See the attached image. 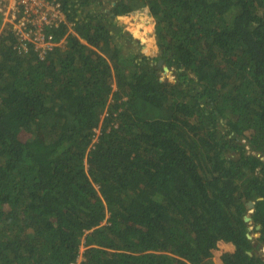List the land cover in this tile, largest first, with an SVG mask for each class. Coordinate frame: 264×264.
Wrapping results in <instances>:
<instances>
[{
  "label": "trees",
  "instance_id": "trees-1",
  "mask_svg": "<svg viewBox=\"0 0 264 264\" xmlns=\"http://www.w3.org/2000/svg\"><path fill=\"white\" fill-rule=\"evenodd\" d=\"M58 1L44 57L0 12V264H264V0Z\"/></svg>",
  "mask_w": 264,
  "mask_h": 264
},
{
  "label": "built area",
  "instance_id": "built-area-1",
  "mask_svg": "<svg viewBox=\"0 0 264 264\" xmlns=\"http://www.w3.org/2000/svg\"><path fill=\"white\" fill-rule=\"evenodd\" d=\"M0 12L3 25L11 27L18 36L19 50L33 47L38 56L44 57L55 46L67 42L66 36L57 41L54 33L48 31L66 20L58 0H0Z\"/></svg>",
  "mask_w": 264,
  "mask_h": 264
},
{
  "label": "rangeland",
  "instance_id": "rangeland-1",
  "mask_svg": "<svg viewBox=\"0 0 264 264\" xmlns=\"http://www.w3.org/2000/svg\"><path fill=\"white\" fill-rule=\"evenodd\" d=\"M136 10L133 13L132 17H129V12L120 15L119 16V22L125 26V28L129 31H131L135 37V45H137L138 48L142 52H144L147 55H153L158 52V47L156 44V38H155V32H154V26L155 22L152 17L149 16V13L147 11H142L140 8H135ZM146 25H150V32L149 27ZM66 36V35H65ZM163 65V64H162ZM161 65V66H162ZM168 74L169 76L173 77L170 71L163 72V75ZM259 233L254 232L253 236L257 237ZM222 249H228L229 246L223 245ZM259 255L264 259V244L260 245V248L258 249Z\"/></svg>",
  "mask_w": 264,
  "mask_h": 264
},
{
  "label": "water",
  "instance_id": "water-1",
  "mask_svg": "<svg viewBox=\"0 0 264 264\" xmlns=\"http://www.w3.org/2000/svg\"><path fill=\"white\" fill-rule=\"evenodd\" d=\"M163 63V61L162 60H160L159 61V64H162ZM164 71L165 72H168L169 71V68H168V66H164ZM248 207L249 208H252L253 209V207H254V202L252 201V200H250L249 202H248ZM245 220H247V221H250L251 220V217L249 216V215H245ZM260 228V226L259 225H257V229H259ZM250 236V235H249Z\"/></svg>",
  "mask_w": 264,
  "mask_h": 264
},
{
  "label": "bare ground",
  "instance_id": "bare-ground-1",
  "mask_svg": "<svg viewBox=\"0 0 264 264\" xmlns=\"http://www.w3.org/2000/svg\"><path fill=\"white\" fill-rule=\"evenodd\" d=\"M146 26L149 27V25H146ZM150 30H152V29L149 28V32H150Z\"/></svg>",
  "mask_w": 264,
  "mask_h": 264
}]
</instances>
